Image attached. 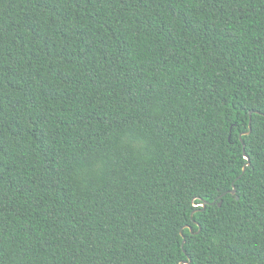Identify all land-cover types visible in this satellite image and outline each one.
Segmentation results:
<instances>
[{
	"label": "trees",
	"instance_id": "1",
	"mask_svg": "<svg viewBox=\"0 0 264 264\" xmlns=\"http://www.w3.org/2000/svg\"><path fill=\"white\" fill-rule=\"evenodd\" d=\"M180 262L264 264V0H0V264Z\"/></svg>",
	"mask_w": 264,
	"mask_h": 264
},
{
	"label": "water",
	"instance_id": "2",
	"mask_svg": "<svg viewBox=\"0 0 264 264\" xmlns=\"http://www.w3.org/2000/svg\"><path fill=\"white\" fill-rule=\"evenodd\" d=\"M250 132H251V126H250V120H249V123H248V131L246 132V133H243L242 135H249L250 134ZM240 141H241V139H240ZM242 143V142H241ZM243 153H244V149H243ZM244 159L246 160V164H245V166L242 168V173H241V175H243V173L245 172V169H246V166H249V159H248V157L244 154ZM238 178H240V177H238ZM237 178V179H238ZM230 194L231 195H234L235 194V188L233 187L232 188V190L230 191ZM235 200H238V197L236 196L235 197ZM214 203V202H213ZM212 203V204H213ZM221 203L219 202L218 203V205H220ZM207 205V202H204V203H202L200 206H201V208H202V210H204V208H205V206ZM184 242H185V240L183 239L182 240V245L184 244ZM179 264H187L186 262H180Z\"/></svg>",
	"mask_w": 264,
	"mask_h": 264
}]
</instances>
